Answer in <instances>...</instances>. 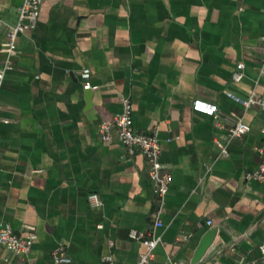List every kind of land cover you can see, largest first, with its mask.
<instances>
[{
    "label": "crops",
    "instance_id": "crops-1",
    "mask_svg": "<svg viewBox=\"0 0 264 264\" xmlns=\"http://www.w3.org/2000/svg\"><path fill=\"white\" fill-rule=\"evenodd\" d=\"M23 2L0 0V67ZM16 44L0 85V224L35 239L26 255L2 248L0 264H54L58 246L73 264H110L107 255L137 264L144 245L130 232L154 228L159 209L152 264H193L214 227L195 264H264V182L245 177L261 163L264 108L230 95L264 94V0H44L37 28ZM239 63L245 75L235 82ZM125 98L134 130L156 131L163 142L172 174L163 201L145 156L99 136L98 124ZM238 119L251 131L230 140ZM93 193L100 206L91 205Z\"/></svg>",
    "mask_w": 264,
    "mask_h": 264
},
{
    "label": "built area",
    "instance_id": "built-area-1",
    "mask_svg": "<svg viewBox=\"0 0 264 264\" xmlns=\"http://www.w3.org/2000/svg\"><path fill=\"white\" fill-rule=\"evenodd\" d=\"M44 0H24L22 6L18 10V17L16 23L11 26L7 32L6 52L7 57L2 67H0V85H2L6 74L13 70L12 57L16 54L18 46L16 40L19 34L27 31H33L37 28L41 7ZM1 24V22H0ZM244 64L239 63L232 77L235 82H240L244 78ZM264 75V63L261 69ZM84 78V89H91L92 84L89 81L90 69L85 68L82 71ZM232 98L236 99L243 105L250 107L253 105L264 108V94H251L247 99H241L234 94H230ZM195 108L205 111L210 115H214L217 107L212 104L197 101ZM133 106L129 98H125L123 102V109L115 114L111 120H105L98 124L97 130L102 141L111 142L117 139L130 153L139 150L147 159L149 167L148 174L155 184V192L161 201L167 195L171 182L172 174L167 170L166 166L161 161L163 152V142L159 138L156 131L152 133H139L134 130L133 121ZM7 122V120H5ZM251 131V125L243 119H238L229 129L230 140L234 138H241ZM264 135V125L262 128ZM215 143L220 149V154L226 156L228 154L227 145L215 140ZM261 163L259 167L246 173L247 180H254L264 182V142L260 148ZM89 201L92 206H100L102 201L98 194L93 193L89 196ZM162 209L157 212L156 222L154 228L147 230H132L130 232L131 238L138 240L144 245V250L140 253L137 264H152L155 257L156 248L162 243V237L157 233L155 228L163 226V221L160 217ZM212 225V221H208ZM101 228L102 225L100 224ZM35 239V235L31 232H23L17 234L13 231L9 224H0V250H6L16 255H26L31 250ZM261 252L264 254V244L260 246ZM54 264H73L71 256L68 254L65 246H58L52 253ZM103 261L113 263L112 255H107L102 258ZM240 264H256L254 261L243 260Z\"/></svg>",
    "mask_w": 264,
    "mask_h": 264
},
{
    "label": "water",
    "instance_id": "water-1",
    "mask_svg": "<svg viewBox=\"0 0 264 264\" xmlns=\"http://www.w3.org/2000/svg\"><path fill=\"white\" fill-rule=\"evenodd\" d=\"M92 95L93 91L91 89H86L85 90V99L87 102V106L91 107L92 106ZM218 229L217 228H210L205 235L202 237L199 246L197 247L195 254L192 259V263H198L202 260L203 256L206 254L207 250L211 247L213 244L216 234H217Z\"/></svg>",
    "mask_w": 264,
    "mask_h": 264
}]
</instances>
